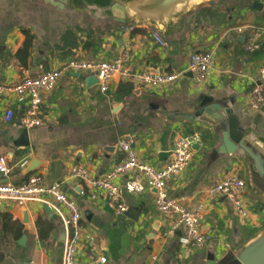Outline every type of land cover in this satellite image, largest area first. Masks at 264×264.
Here are the masks:
<instances>
[{"label": "crops", "instance_id": "0c3cea01", "mask_svg": "<svg viewBox=\"0 0 264 264\" xmlns=\"http://www.w3.org/2000/svg\"><path fill=\"white\" fill-rule=\"evenodd\" d=\"M256 2L262 9L254 8ZM72 4L57 11L40 0H0V84L18 83L22 70L38 77L63 66L70 60L61 51L70 31L78 41L71 49L73 58L112 62L128 53L133 71L178 73L186 71L193 54L212 52L211 77L197 85L186 72L177 83L160 89L115 78L104 93L96 81L87 85V79L94 76L72 73L46 95L41 115L46 124L28 130V147L16 145L24 131L25 106L11 98L0 99V157H6L13 169L8 179L0 175V184L19 186L31 176L62 183L63 192L78 205L82 224L89 230L79 249L83 264H151L154 258L157 264H203L209 253L222 255L237 239H248L264 228V213L255 212L256 217L245 224L225 197L211 194L232 174L244 178L243 166L231 160L206 164L205 155L217 141L214 126L206 121L170 125L158 114L181 110L189 98L211 93L236 100L243 123L255 125L264 136V108L254 111L250 106L253 91L264 84V0H218L185 20L176 35L165 37L166 49L154 43L149 28L130 33L109 21L99 24L100 20H92L78 9L75 0ZM207 9L214 10L213 15L194 20ZM253 29H261L263 34L259 49L249 53L245 45ZM8 109L15 113L10 124L4 121ZM193 133L201 134L202 142L194 147V159L185 174L169 183L168 192L189 209L204 206L201 229L210 241L203 250L184 247L181 229L172 234L176 218L157 211L153 189L142 194L124 192L126 205L139 217L135 222L127 214L116 215L103 191L68 180L76 166L102 179L124 158L118 147L122 140L133 142L141 161L164 168L172 161L176 139ZM32 162L37 169L26 175ZM131 177L119 179L117 184L124 188ZM247 201L253 206L264 203L251 202L248 192ZM39 218L54 224L45 239L39 236ZM63 230L62 221L56 216L50 219L42 205L0 201V264H62Z\"/></svg>", "mask_w": 264, "mask_h": 264}, {"label": "built area", "instance_id": "2783aa9c", "mask_svg": "<svg viewBox=\"0 0 264 264\" xmlns=\"http://www.w3.org/2000/svg\"><path fill=\"white\" fill-rule=\"evenodd\" d=\"M260 1V0H255ZM130 33L133 28H126ZM239 29V32H242ZM263 30L253 29L245 45L249 53L256 52L260 47ZM153 41L161 49H166L168 43L165 38L154 33ZM130 54L124 53L118 59L108 61H85L78 58L68 60L59 69H53L38 77H30L23 71V78L14 85L0 84V99L11 98L25 106L21 118V126L30 130L45 126L41 117L42 107L46 95L55 90L60 80L72 73H86L98 79L101 91H109L110 83L119 78L125 83L148 89H160L177 83L186 72L192 75L197 85L205 84L211 77L214 66L212 52H199L191 56L186 71L178 73H153L133 71L129 68ZM264 75V71H262ZM250 106L254 111L264 108V84H260L252 93ZM15 113L8 109L4 116L7 124L12 123ZM202 142L201 134H185L179 136L172 149V161L164 168L158 169L153 165L140 160L131 140H122L118 147L124 158L102 179H95L90 171L83 166L72 169L68 180L82 181L87 187L96 191H103L108 195L111 209L116 215L129 212L124 201V192L128 194H142L147 189L155 191V206L163 216L176 218L172 234L181 229L184 235L181 244L196 250H203L210 241L201 227L204 221V206L197 205L189 209L180 200L172 198L168 192L169 183L182 177L194 159V147ZM12 167L6 157H0V175L8 179L12 174ZM132 176L126 186L122 188L117 181ZM211 194L225 197L236 211L239 219L247 224L255 216L250 209L253 205L247 201L245 179L239 174H232L216 185ZM0 201L15 202L20 206L28 204L47 205L54 216L59 218L66 234L62 264H83L79 249L89 234L83 226V215L78 205L63 192L62 183H48L40 176H31L19 186L11 183L0 184ZM251 204V205H250ZM105 259L102 260L104 262ZM151 264H157L154 258Z\"/></svg>", "mask_w": 264, "mask_h": 264}, {"label": "water", "instance_id": "95a60500", "mask_svg": "<svg viewBox=\"0 0 264 264\" xmlns=\"http://www.w3.org/2000/svg\"><path fill=\"white\" fill-rule=\"evenodd\" d=\"M51 9L65 11L74 0H40ZM218 0H75L76 7L92 17V20L111 22L115 27L125 29H151L165 38L174 36L183 22L200 10ZM73 5V4H72ZM255 9H262L256 2ZM189 76L192 75L189 73ZM99 83L98 79H87V85ZM236 100L220 99L211 93H201L189 98L181 110H161L159 117L170 125L188 124L206 121L214 126L217 141L206 153V164L228 159L243 166L248 198L253 203L264 202V136L259 134L255 125H246L236 112ZM154 107V106H152ZM158 110V108L154 107ZM264 111V109H263ZM17 147H28V130L24 129ZM201 146L196 149L200 150ZM36 162H32L26 175L36 171ZM44 212L50 219L54 214L47 205ZM135 222L131 208L127 213ZM66 234L63 230L62 241ZM203 264H264V228L248 239H237L229 250L218 255L211 252Z\"/></svg>", "mask_w": 264, "mask_h": 264}, {"label": "trees", "instance_id": "16d2710c", "mask_svg": "<svg viewBox=\"0 0 264 264\" xmlns=\"http://www.w3.org/2000/svg\"><path fill=\"white\" fill-rule=\"evenodd\" d=\"M214 10H210L207 9L203 12H201L200 14H198L194 20H198L203 16H211L213 15ZM64 43H65V47L64 49H62L61 51H64L62 53L63 58H67V59H71L74 57V55H72V48L77 47V38L75 36V32L70 31L66 34L65 38H64ZM255 211L256 213H264V203L258 204V206H255ZM38 229H39V236L41 239H45L48 236H50L51 232L54 230V224L52 223V221H47L44 220L42 218H39L38 220Z\"/></svg>", "mask_w": 264, "mask_h": 264}, {"label": "rangeland", "instance_id": "374dc122", "mask_svg": "<svg viewBox=\"0 0 264 264\" xmlns=\"http://www.w3.org/2000/svg\"><path fill=\"white\" fill-rule=\"evenodd\" d=\"M250 205H251V204H250ZM249 209H250V210H251L253 213H255V212H256V211H255V206H253V207H250V206H249ZM245 228H246V230H247V225H246V227H245Z\"/></svg>", "mask_w": 264, "mask_h": 264}]
</instances>
